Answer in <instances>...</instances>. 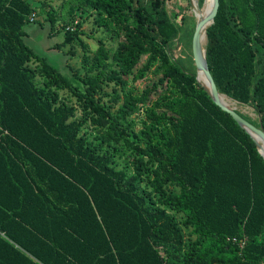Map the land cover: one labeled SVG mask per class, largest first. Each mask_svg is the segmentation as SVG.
Here are the masks:
<instances>
[{"label": "trees", "instance_id": "1", "mask_svg": "<svg viewBox=\"0 0 264 264\" xmlns=\"http://www.w3.org/2000/svg\"><path fill=\"white\" fill-rule=\"evenodd\" d=\"M165 1L0 0V264H264V159L171 54L188 16ZM44 13L81 48V86L32 59L23 27ZM86 24L114 46L90 57ZM205 51L264 130V0H219Z\"/></svg>", "mask_w": 264, "mask_h": 264}, {"label": "rangeland", "instance_id": "2", "mask_svg": "<svg viewBox=\"0 0 264 264\" xmlns=\"http://www.w3.org/2000/svg\"><path fill=\"white\" fill-rule=\"evenodd\" d=\"M34 3L40 2L41 0H31ZM199 0H197L198 3ZM204 0L202 1V3ZM61 5L60 1H54L53 6L55 9H59V6ZM199 5V3H198ZM192 2L189 0H166L165 1V9L167 10L169 16L172 18V20L176 22H180L181 17L183 14L188 16L187 19V35L186 39L183 40L184 43H179L177 41L174 42V44L171 47V54L175 59H177L183 66L189 71L195 72V66L194 61L192 58L191 53V39L193 34L195 24H196V17L194 12V6L192 7ZM200 7V6H199ZM198 7V9H199ZM62 12L65 11L63 8L61 10ZM209 11V10H208ZM207 11V13H208ZM205 14V16L207 15ZM204 16V17H205ZM47 17V14L44 13L43 15H35L33 18L34 21H30L26 23V25L23 27V36L22 39L26 45H28L31 50L34 53V56L32 59H42L43 61L47 62L50 67H52L56 72L60 73L61 75L65 76L74 85L81 86L82 82L80 78H83L84 75L82 73V50L76 44L74 46V53L70 52V49L68 48L69 45H63V31H57L55 33H50V26L49 22L45 20ZM194 19V20H193ZM189 20V21H188ZM75 23L70 24L68 27L70 29H74ZM194 25V26H193ZM62 23H59L56 27V30L61 29ZM82 30L85 33H90L94 37H87L86 34L80 35V38L82 41L85 42L87 48L86 51L88 52V55L91 57L94 55L93 49L97 47V42L99 40L106 42L109 46H114V44L107 41V36L105 34H101L97 29L93 30V27L89 24L83 25ZM177 40V39H175ZM146 57H143L140 61L141 64L144 63ZM157 80V77L153 76L152 74H148L146 79L141 80L140 82H137L133 85V88L135 89L134 93L139 94L145 87L150 86L154 81ZM115 88L113 85L106 88L107 91H112ZM162 88H158L157 91H155L151 95V99H153L156 94L161 92ZM60 98H64V100H71L73 103H75L76 95L71 92V90H60L59 92ZM219 100H222L220 96H218ZM244 106V105H241ZM249 107V106H248ZM250 108V107H249ZM238 112L241 114L250 117L251 119H255L257 121V118H255V113L251 109L252 114H245L241 108H235ZM131 120L133 121V132L137 133L138 130L141 128V121L143 120V117L138 115H134L131 117ZM257 123V122H256ZM126 158H121L119 160L120 166H123L125 163H127ZM186 233V231H185Z\"/></svg>", "mask_w": 264, "mask_h": 264}, {"label": "water", "instance_id": "3", "mask_svg": "<svg viewBox=\"0 0 264 264\" xmlns=\"http://www.w3.org/2000/svg\"><path fill=\"white\" fill-rule=\"evenodd\" d=\"M189 1L191 2V0ZM218 6H219V0H211L210 9L207 15L199 19V21H197L195 24L194 32L192 34V39H191V53L195 66V78L196 81L199 83L197 79V70L203 72L204 77L207 80L206 86H203L202 84L199 83L202 86L203 90L207 93V95L211 98V100L215 105L221 108L224 112L228 113L233 118V120L249 134V136L252 138V140L256 145L257 151L264 159V130L262 126L260 125L259 127H257L253 125L251 122L247 121L244 117H242V115L236 109L226 106L219 101L218 96L222 93L219 92V90L217 89L215 82L208 69L205 48L202 52V47H201L202 29L204 26H206L205 29L203 30V32L205 33V43H206V31L207 28L213 24L214 18L218 10ZM254 135H257L261 143H258Z\"/></svg>", "mask_w": 264, "mask_h": 264}, {"label": "bare ground", "instance_id": "4", "mask_svg": "<svg viewBox=\"0 0 264 264\" xmlns=\"http://www.w3.org/2000/svg\"><path fill=\"white\" fill-rule=\"evenodd\" d=\"M191 2H192V5L194 6V12H195L194 14H195V17H196V22H197V21H199V19L203 18L205 16V14L207 13V11L210 9L211 0H204V2L202 3V5L200 7L198 5L199 1L197 3V0H191ZM198 7H199V9H198ZM205 27L206 26L203 27L202 34H201V47H202V52H203V50L205 48V33L203 32V30L205 29ZM197 79H198L199 83L202 84L203 86H206L207 85L206 84L207 83V80L204 77L203 72L200 71V70H197ZM219 96L222 99L225 100V101L219 100L222 104H224L226 106H229L231 108H234V109L235 108H241V110H243L245 114H248V113L249 114L250 113L252 114V111H251V109L248 106H246V105L241 106V105L237 104L236 102H234L232 99L228 98L225 95L220 94ZM254 137L256 138V140L258 141V143H261L260 142V139L257 137V135H254Z\"/></svg>", "mask_w": 264, "mask_h": 264}]
</instances>
